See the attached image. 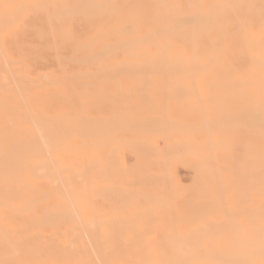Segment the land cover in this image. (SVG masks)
Segmentation results:
<instances>
[{
	"label": "bare ground",
	"instance_id": "1",
	"mask_svg": "<svg viewBox=\"0 0 264 264\" xmlns=\"http://www.w3.org/2000/svg\"><path fill=\"white\" fill-rule=\"evenodd\" d=\"M46 57L55 68L38 73ZM110 86L132 107L148 106L126 120L143 126L165 88L210 90L200 93L203 104L235 102L246 115L250 167L240 177L218 160L228 143L217 127L237 121L202 109L203 208L183 224L173 222L184 210L164 209L168 221L157 226L167 248L133 236L150 228L139 219L155 207L124 224L119 208L93 202L117 174L114 153L123 167L121 147L140 140L155 149L148 134L89 139V109ZM0 264H264V0H0Z\"/></svg>",
	"mask_w": 264,
	"mask_h": 264
},
{
	"label": "rangeland",
	"instance_id": "2",
	"mask_svg": "<svg viewBox=\"0 0 264 264\" xmlns=\"http://www.w3.org/2000/svg\"><path fill=\"white\" fill-rule=\"evenodd\" d=\"M54 61L55 60H53L52 57H46L45 59L38 61V63H36L37 72L45 73L54 70L56 65ZM106 76L107 78L110 77V75H103V77ZM111 76L117 75L112 74ZM112 87H107V89H105L101 93L103 95V102L100 106H91V108L89 109V139L92 141L94 139V136L96 135H100L103 140H106L111 135L117 136L118 138H127L130 135L133 136L136 134H148L152 136L156 150L150 148L148 144L140 142V140L139 142H137L138 145H134V148L131 145L121 147L120 151H118L124 161V169L131 173L130 177H126V174L128 173H126L121 164H119L118 159L117 157H115L116 155L114 153V157L111 156V162L113 165L112 168L117 172V174L113 177L112 180L104 182L105 189L103 187L102 193H105H100L94 196L92 199L93 202L100 205L104 209V211L109 210L110 208H119L120 213L126 216L125 219H121L124 224H127L128 222H135L132 221V218L128 217L130 214H133L138 210L141 211L149 207H155L156 211L152 210L151 213L140 215L141 217L139 220L142 223L149 225L150 228L148 227V229L144 231L141 229H134L135 234H133V236L135 239H158L160 237H163L161 233L164 232V228L158 227L157 225H162L168 221L163 217V215H165L164 209L166 208L172 207V209L174 210H184L181 214L174 216L175 218L173 223L177 224L184 223V220L181 219V217L183 218L190 215H197V212L201 213L203 204L200 202V200L204 197L203 193L205 190L204 186H202V182L203 180L205 182V178L208 176V174L204 173L201 168V160L198 156L199 145L196 144V142L201 140V136L203 134L204 120L201 121L204 115L203 112H205V115L210 114L213 116H225L230 119V121H233L234 119L235 121H237V125L235 126H231L229 124V121L227 120L225 122H222L217 127V129L219 130V135L224 136L226 144L228 143V147L220 150L219 152H224L225 155L219 157L218 160L230 165L232 168V173L234 174L235 172L240 177L243 170L250 167V162L248 161V158L244 153V143L247 138V134L246 132H244L242 122H244V120L246 119V115L244 114L243 109L235 107V102L224 104L223 106H221V108L218 109L214 105L215 100H212L207 104H203L201 102V92L213 93V91H200L191 88H185V90L184 88L182 90L175 88H165L166 91L164 103V89L157 90L154 92L156 94V100L158 99L157 104L154 107H150L151 110L148 109L149 111L147 112V114L153 116L151 120L152 124L147 125V120L144 121L145 125L143 126V121L133 123L129 121L127 122L126 120L128 116H143L141 115V113H144L145 110H147L148 106L142 104L133 105L132 107V104H129L128 102L122 100L123 96L120 94H123L124 91H122L120 88H118L117 90L116 87ZM145 90L147 89H138V91L140 92H138L137 90L131 92L135 93L136 91L138 92L137 94H139V96L141 94V96L143 97L142 99H146L145 95L146 93L148 94L149 91ZM239 91L240 90H222L220 92L235 94L240 93ZM118 96L120 97L117 98ZM197 97L199 99V102L197 100ZM113 103L115 105H113ZM110 104L112 106H109ZM175 106L177 107L175 108ZM107 107H109V109ZM154 110L156 111V113L154 112ZM162 115L165 117L162 118ZM95 116H100L104 120L103 129L101 131L98 130L95 126ZM162 119H164V122H161ZM153 120L155 121V123ZM113 121H115V123H113ZM151 121L149 120L148 122L150 123ZM139 123L142 125H140ZM162 123L165 124V126L162 125ZM136 124H138L139 126ZM132 125L133 128L136 127L137 129H139V131L135 132L132 128ZM163 126L165 128H162ZM160 135L162 136V138ZM167 136L170 140H177L170 149L166 146L165 143ZM182 137H184V140L182 139ZM190 140H194L195 142H191ZM100 150L104 154V156H106V154L108 155V153L110 152V147L108 144H106ZM165 153L167 154V156ZM165 160H167V162H165ZM107 170L108 169L106 167V171ZM201 174L203 175V177H201ZM171 175H174L177 178L178 185L172 184L170 178ZM131 182L132 184H130ZM145 182L148 184H146ZM112 186L115 187L113 188ZM122 187L126 190H124ZM129 187H131L132 189ZM134 187L135 189H133ZM144 187H146V189L148 190H145ZM106 189H108L109 192L106 191ZM241 189L244 190L245 186H240L239 194L235 197L239 198L240 192L242 191ZM130 190L133 191L131 192ZM118 192L122 193L121 195L124 198L121 197L120 199V197H118L120 195L118 194ZM108 193L111 195H107ZM112 194L114 195V197L112 196ZM117 194L118 196H116ZM127 194L129 196H127ZM115 196L117 199L115 198ZM107 197H109V199ZM134 245L137 246L140 244ZM155 245L159 248H167L169 246V244L163 241V239H161V241L157 242Z\"/></svg>",
	"mask_w": 264,
	"mask_h": 264
}]
</instances>
